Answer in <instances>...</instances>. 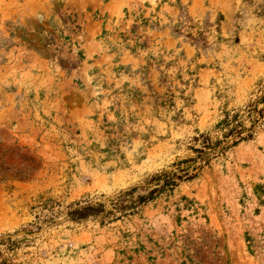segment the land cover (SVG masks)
<instances>
[{
  "label": "rangeland",
  "instance_id": "obj_1",
  "mask_svg": "<svg viewBox=\"0 0 264 264\" xmlns=\"http://www.w3.org/2000/svg\"><path fill=\"white\" fill-rule=\"evenodd\" d=\"M263 94L264 0H0V264H264V113L134 212L67 215Z\"/></svg>",
  "mask_w": 264,
  "mask_h": 264
},
{
  "label": "trees",
  "instance_id": "obj_2",
  "mask_svg": "<svg viewBox=\"0 0 264 264\" xmlns=\"http://www.w3.org/2000/svg\"><path fill=\"white\" fill-rule=\"evenodd\" d=\"M259 105H261V107H259ZM252 112H255L257 117L253 120L250 127L244 126L242 120L235 119L234 117L237 114L229 115L226 113L225 116L215 124V128L222 132L223 139H216L214 141L206 133H200L198 136H195L193 138L194 141L201 140L199 146L192 145L189 147V149L196 153L195 157L180 160L175 164L176 167L174 169L162 170L152 175L145 186L132 187L124 191L117 198L110 199V209H106L102 202L84 200L73 202L69 207L70 209L67 211V215L73 220L98 216L103 218L108 216L119 218L121 215H127L128 211L134 212L138 206L154 200L157 196L172 191L180 182L190 181L196 178L199 170L202 168L201 165L196 164V161L203 153L207 154L205 162V164H207L210 155L215 154L217 148L218 153H223L242 141L252 139L254 131L251 130V128L264 113V94L255 106L249 108L250 118L252 115L250 113ZM138 189L146 191L134 195ZM117 213H119V215H117Z\"/></svg>",
  "mask_w": 264,
  "mask_h": 264
}]
</instances>
